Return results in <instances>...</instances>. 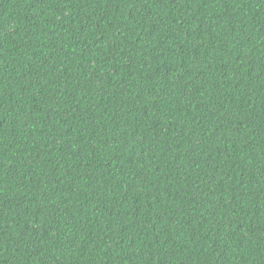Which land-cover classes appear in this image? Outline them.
<instances>
[{"label":"trees","instance_id":"16d2710c","mask_svg":"<svg viewBox=\"0 0 264 264\" xmlns=\"http://www.w3.org/2000/svg\"><path fill=\"white\" fill-rule=\"evenodd\" d=\"M0 264H264V0H0Z\"/></svg>","mask_w":264,"mask_h":264}]
</instances>
